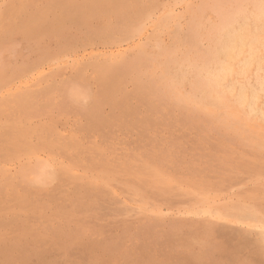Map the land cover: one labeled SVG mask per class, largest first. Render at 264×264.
Returning <instances> with one entry per match:
<instances>
[{
  "label": "rangeland",
  "instance_id": "rangeland-1",
  "mask_svg": "<svg viewBox=\"0 0 264 264\" xmlns=\"http://www.w3.org/2000/svg\"><path fill=\"white\" fill-rule=\"evenodd\" d=\"M108 1L0 0V264H264V71L224 82L262 112L195 75L223 12L257 0Z\"/></svg>",
  "mask_w": 264,
  "mask_h": 264
},
{
  "label": "bare ground",
  "instance_id": "bare-ground-1",
  "mask_svg": "<svg viewBox=\"0 0 264 264\" xmlns=\"http://www.w3.org/2000/svg\"><path fill=\"white\" fill-rule=\"evenodd\" d=\"M85 1V0H84ZM108 1V0H107ZM122 1H124V0H122ZM135 1V0H134ZM137 1V0H136ZM178 1V0H177ZM207 1V0H206ZM213 1V0H212ZM215 1V0H214ZM235 1V0H234ZM236 1H238V0H236ZM240 1V0H239ZM250 1V0H249ZM94 2V1H93ZM103 2V1H102ZM109 2V1H108ZM115 2H117V1H115ZM125 2H127V1H125ZM149 2V1H148ZM168 2V4H169V1H167ZM166 2V3H167ZM171 2V1H170ZM173 2V1H172ZM171 2V3H172ZM195 2V1H194ZM202 2V1H201ZM211 2V1H210ZM216 2V1H215ZM241 2H243V0L241 1ZM253 2V4L252 3H250L249 2V4H251L252 6L250 7L249 6V8H251V10H248V9H246V7L245 8H240V7H238L237 6V8H234L233 10H231V11H227L226 9H224V10H226V11H224L223 13V15L221 16V19H220V21H219V23L217 24V26L216 27H214L213 28V31H214V37L216 36V42L215 43H212L213 44V46L210 48V49H207V50H203V52H202V54H201V58H202V62L200 63V65L198 64V67H197V73L195 74V75H197V77H198V81H200L201 83L203 82V84L202 85H204L206 88H207V91H209V93H208V95L210 96V95H212V96H210V97H212L214 100H216V101H218V100H221L222 99V97L224 96V94L225 93H229L230 94V97H232V99H234V102L235 103H237V105H240V106H247L248 107V109L250 110V111H259V112H262V110H260V109H257L258 108V101H259V94L258 93H261L262 94V96L264 95V82L263 83H261L260 85H259V89H258V93H256V91H254L253 93H252V91L250 92V93H248V91H247V88L246 87H243L242 85L240 86V85H238L237 87L238 88H233V87H225L224 86V82L226 81V79L228 78V77H230V76H232L233 74H237V75H242V76H244V75H246V73L248 72V70L250 69V68H252V67H254V69H255V67L256 68H258V69H261L262 71H264V0H257V1H252ZM90 3H92V2H90ZM95 3V2H94ZM118 3V2H117ZM116 3V4H117ZM174 3V2H173ZM184 3H186V2H184ZM196 3H198V2H196ZM203 3V2H202ZM223 3V2H222ZM238 3V2H237ZM112 4V3H111ZM114 4V3H113ZM163 4V3H162ZM193 4V3H192ZM205 4V3H204ZM203 4V5H204ZM210 4V3H209ZM213 4H215L214 2H213ZM220 4V3H219ZM224 4V3H223ZM228 4V3H227ZM233 4H234V2H233ZM244 4H245V2H244ZM85 5H86V3H85ZM89 5H92V4H89ZM122 5V4H121ZM124 5V4H123ZM150 5V4H149ZM149 5H147V6H149ZM159 5H160V3H159ZM194 5V4H193ZM192 5V6H193ZM212 5V4H211ZM217 5H218V3H217ZM217 5H215L216 7H217ZM222 5V4H221ZM230 5V4H229ZM236 5V4H235ZM234 5V6H235ZM238 5V4H237ZM75 6V5H74ZM96 6V5H95ZM100 6V5H99ZM102 6H104V5H102ZM107 6V5H106ZM110 6V5H109ZM117 6H119V5H117ZM146 6V5H145ZM161 6V5H160ZM168 6V5H167ZM172 6V5H171ZM174 6V5H173ZM208 6V5H207ZM206 6V7H207ZM223 6V5H222ZM233 6V7H234ZM80 7V6H79ZM83 6H81V8H82ZM89 7V6H88ZM94 7V6H93ZM116 7V6H115ZM185 7V6H184ZM203 7V6H202ZM211 7V6H210ZM220 7V6H219ZM229 7V6H228ZM77 8V7H76ZM101 8V7H100ZM114 8V7H113ZM119 8V7H118ZM126 8V7H125ZM135 8H136V5H135ZM147 8V7H146ZM150 8V7H149ZM154 8V7H153ZM196 8V7H195ZM214 8V7H213ZM72 9V8H71ZM84 9H86V8H84ZM98 9V8H97ZM104 9V8H103ZM117 8H115L114 10H116ZM122 9H123V7H122ZM148 9V8H147ZM146 9V10H147ZM156 9H157V7H156ZM160 9V8H159ZM162 9V8H161ZM165 9V8H164ZM175 9V8H174ZM208 9H209V7H208ZM211 9H212V7H211ZM215 9V8H214ZM223 9V8H222ZM222 9H220V10H222ZM78 10V9H77ZM137 10V9H136ZM142 10H144V9H142ZM172 10V9H171ZM189 10V9H188ZM194 10H196V9H194ZM193 10V11H194ZM72 11V10H71ZM108 11V10H107ZM112 11V10H111ZM117 11V10H116ZM121 11V10H120ZM126 11H127V9H126ZM133 11V10H132ZM131 11V12H132ZM150 11H151V9H150ZM153 11H154V9H153ZM156 11V10H155ZM158 11V10H157ZM185 11H186V9H185ZM197 11V10H196ZM213 11V10H212ZM75 12V11H74ZM78 12V11H77ZM77 12H75V13H77ZM80 12V11H79ZM104 12V11H103ZM129 12V11H128ZM130 12V13H131ZM135 12V11H134ZM137 12V11H136ZM152 12V11H151ZM151 12H150V14H151ZM167 12V11H166ZM214 12V11H213ZM218 13H219V10L217 11ZM220 12H222V11H220ZM72 13V12H71ZM74 13V14H75ZM97 13V12H96ZM122 13V12H121ZM144 13V12H143ZM159 13V12H158ZM163 13V12H162ZM188 13V12H187ZM189 13H191V11L189 12ZM188 13V14H189ZM194 13V12H193ZM199 13H200V10H199ZM212 13V12H211ZM123 14H125V12L123 13ZM154 14V13H153ZM157 14V13H156ZM183 14V13H182ZM197 14H198V11H197ZM214 14H216V13H214ZM73 15V14H72ZM76 15V14H75ZM161 15V14H160ZM173 15V14H172ZM210 15V14H209ZM217 15V14H216ZM240 15H242V17H243V15H245V18H244V20H245V22H242V23H239V21H238V18L240 17ZM135 16V15H134ZM152 16V15H151ZM154 16V15H153ZM168 16V15H167ZM176 16V15H175ZM184 16V15H183ZM182 16V17H183ZM187 16V15H186ZM191 16H193L192 15V13H191ZM201 16V15H200ZM199 16V17H200ZM215 16V15H214ZM219 16H220V14H219ZM73 17V16H72ZM121 17V16H120ZM141 17V16H140ZM143 17V16H142ZM156 17V16H155ZM159 17V16H158ZM181 17V16H180ZM189 17V16H188ZM198 17V16H197ZM198 17V18H199ZM203 17V16H202ZM208 17V16H207ZM218 17V16H217ZM132 18V17H131ZM151 18V17H150ZM187 18V17H186ZM190 18V17H189ZM188 18V19H189ZM198 18H196L197 20H198ZM220 18V17H219ZM241 18V17H240ZM157 19V18H156ZM155 19V20H156ZM172 19V18H171ZM181 19V18H180ZM207 19V18H206ZM138 20V19H137ZM141 20V19H140ZM144 19L142 18V21H143ZM152 21L154 20V19H151ZM168 20V19H167ZM174 20H176V19H173V21ZM186 20V19H185ZM200 20V19H199ZM212 20V19H211ZM216 20V19H215ZM217 20H218V18H217ZM216 20V21H217ZM250 20L252 21V26H250ZM149 21V20H148ZM196 21V20H195ZM207 21V20H206ZM242 21V20H241ZM126 22H127V20H126ZM156 22L157 21H155V24L154 25H156ZM177 22V21H176ZM180 22V21H179ZM183 22V21H182ZM190 22V21H189ZM204 22V21H203ZM135 23V22H134ZM138 23V22H137ZM163 23V22H162ZM186 23V22H185ZM214 23V22H213ZM118 24V23H117ZM145 24H147V23H145ZM151 24V23H150ZM149 24V25H150ZM171 24H172V22H171ZM182 23H180V25H181ZM196 24H198V22L196 23ZM203 24V23H202ZM206 24V23H205ZM209 24V23H208ZM131 25V24H130ZM158 25H160V24H158ZM163 25V24H162ZM174 25V24H173ZM183 25H185V24H183ZM193 24H191V26H192ZM127 26H129V25H127ZM176 26V25H175ZM174 26V27H175ZM190 26V27H191ZM194 26V25H193ZM199 26V25H198ZM197 26V27H198ZM207 26V25H206ZM212 26V25H211ZM126 27V26H125ZM158 27V26H157ZM161 27V26H160ZM177 27V26H176ZM186 27V26H185ZM208 27H210L209 25H208ZM122 28V27H121ZM127 28V27H126ZM132 28V27H131ZM148 28V27H147ZM155 28V27H154ZM166 28H167V25H166ZM195 28V27H194ZM201 28V27H200ZM39 29H40V27H39ZM114 29V28H113ZM129 29V28H128ZM157 29V28H156ZM159 29V28H158ZM158 29H157V32H158ZM165 29V28H164ZM163 29V30H164ZM183 29H185L184 27H183ZM196 29V28H195ZM199 29V28H198ZM198 29H196L197 31H198ZM204 29H206V28H204ZM133 30V29H132ZM160 30V29H159ZM177 30V29H176ZM87 31V30H86ZM147 31H149L148 29H147ZM151 31H152V29H151ZM160 31H162V30H160ZM165 31V30H164ZM181 31H183V30H181ZM194 31V30H193ZM206 31H207V29H206ZM209 31H210V28H209ZM115 32V31H114ZM155 32V31H154ZM170 32H172V31H170ZM187 32V31H186ZM203 32V31H202ZM124 33H126V32H124ZM156 33V32H155ZM164 33V32H163ZM162 33V34H163ZM197 33V32H196ZM120 33H118V35H119ZM152 34V33H151ZM154 34V33H153ZM172 34V33H171ZM173 34H175V33H173ZM178 34V33H177ZM182 34H183V32H182ZM208 34V33H207ZM211 34V33H210ZM117 35V34H116ZM124 35V34H123ZM160 35H161V33H160ZM159 35V36H160ZM167 35V34H166ZM188 35H190V34H188ZM194 35V34H193ZM201 35V34H200ZM213 35V34H212ZM109 36V35H108ZM126 36V35H125ZM156 36H158V35H155L154 37H156ZM164 36H165V34H164ZM163 36V37H164ZM180 36H181V38L183 37L181 34H180ZM186 36V35H185ZM204 36V35H203ZM122 36H120L119 38H121ZM131 37V36H130ZM148 37H150L151 38V36H148ZM153 37V36H152ZM169 37V36H168ZM177 37V36H176ZM194 37H195V35H194ZM199 37V36H198ZM212 37V36H211ZM136 38V37H135ZM160 37H158V39H159ZM200 38V37H199ZM141 39V38H140ZM144 39V38H143ZM157 39V38H156ZM173 39V38H172ZM171 39V40H172ZM185 40H187V38L185 37L184 38ZM189 39V38H188ZM191 39H192V35H191ZM205 39V38H204ZM207 39V38H206ZM210 39V38H209ZM149 40V39H148ZM147 40V41H148ZM151 40V39H150ZM153 40H154V38H153ZM163 40V39H162ZM167 40V39H166ZM177 40H178V38H177ZM195 40H196V38H195ZM198 40V39H197ZM213 40V39H212ZM111 41V40H110ZM155 41V40H154ZM180 41H182V40H180ZM190 41V40H189ZM112 42V41H111ZM165 42V41H164ZM178 42V41H177ZM201 42V41H200ZM206 42H209L208 40H206ZM124 43V42H123ZM129 43V42H128ZM137 43V42H136ZM153 43V42H152ZM166 43V42H165ZM164 43V44H165ZM181 43V42H180ZM204 42H202L201 44H203ZM142 44V43H141ZM140 44V45H141ZM143 44H145V43H143ZM154 44V43H153ZM157 44V43H156ZM156 44H155V47H156ZM163 44V45H164ZM184 44V43H183ZM187 44V43H186ZM192 44V43H191ZM196 44H198V43H196ZM205 44H207V43H205ZM211 44V43H210ZM112 45V44H111ZM138 45V44H137ZM148 45V44H147ZM163 45H161V47L163 46ZM110 46V45H109ZM114 46V45H113ZM117 46H119V45H117ZM122 46H124V45H122ZM139 46V45H138ZM171 46V45H170ZM182 46V45H181ZM185 46V45H184ZM198 46H199V44H198ZM128 47H129V45H128ZM149 47V46H148ZM151 47H152V45H151ZM176 47H177V45H176ZM180 47V46H179ZM188 47H189V45L187 46V50H188ZM116 48H118V47H116ZM127 48V47H126ZM134 48V47H133ZM137 48V47H136ZM136 48L134 49L135 51H136ZM157 48V47H156ZM168 48H169V45H168ZM193 48H195V47H193ZM200 48V47H199ZM209 48V47H208ZM111 49V48H110ZM114 49V48H113ZM120 49H121V46H120ZM141 49V48H140ZM147 49V48H146ZM150 49V48H149ZM179 49V48H178ZM183 49V48H182ZM201 49V48H200ZM112 50V49H111ZM110 50V51H111ZM117 50V49H116ZM122 50H123V48H122ZM142 50H143V47H142ZM155 50H157V49H155ZM167 51H168V49H166ZM165 50V51H166ZM187 50H186V52H187ZM193 50V49H192ZM191 50V51H192ZM196 50V49H195ZM107 51H108V49H107ZM115 51V50H114ZM139 51V50H138ZM145 51V50H144ZM149 51V50H148ZM153 51V50H152ZM163 51V50H162ZM180 51H181V49H180ZM127 52V51H126ZM134 52V51H133ZM164 52V51H163ZM175 52V51H174ZM178 52V51H177ZM184 52H185V49H184ZM193 52V51H192ZM191 52V53H192ZM200 52V51H199ZM97 53V52H96ZM153 53V52H152ZM156 53H157V51H156ZM176 53V52H175ZM179 53V52H178ZM190 53V54H191ZM82 54V53H81ZM113 54V53H112ZM135 54V53H134ZM137 54V53H136ZM135 54V55H136ZM147 54V53H146ZM150 54H151V52H150ZM170 54V53H169ZM174 54V53H173ZM185 54V53H184ZM200 54V53H199ZM124 55V54H123ZM126 55V54H125ZM174 55H176V54H174ZM179 55V54H178ZM181 55H183V53L181 54ZM180 55V56H181ZM192 55H193V53H192ZM198 55V54H197ZM116 56V55H115ZM128 56V55H127ZM150 56V55H149ZM162 56V55H161ZM164 56H166V55H164ZM186 56V55H185ZM196 56V55H195ZM108 57V56H107ZM111 57H112V55H111ZM118 57V56H117ZM131 57H132V55H131ZM131 57H129V58H131ZM157 57H159V56H157ZM171 57V56H170ZM172 57H174V56H172ZM171 57V58H172ZM193 57V56H192ZM113 58V57H112ZM119 58V57H118ZM117 58V59H118ZM127 58V60H128V57H126ZM180 58V57H179ZM182 58H183V56H182ZM182 58H180L181 60H182ZM185 58V57H184ZM190 58H191V55H190ZM189 58V59H190ZM201 58H200V60H201ZM76 59H78V58H76ZM116 59V58H115ZM138 59H139V57H138ZM147 59V58H146ZM162 59V58H161ZM196 59H198V57L196 58ZM108 60V59H107ZM106 60V61H107ZM122 60H124V58L122 59ZM126 60V61H127ZM140 60H142L141 58H140ZM145 60V59H144ZM157 60V59H156ZM163 60V59H162ZM171 60V59H170ZM178 60V59H177ZM192 60V59H191ZM194 60V59H193ZM199 60V61H200ZM129 61H130V59H129ZM152 61V60H151ZM188 61V60H187ZM133 62V61H132ZM143 62V61H142ZM150 62V61H149ZM165 62V61H164ZM180 62V61H179ZM186 62V61H185ZM195 62V61H194ZM130 63V62H129ZM161 63V62H160ZM103 64V63H102ZM109 64V63H108ZM145 64V63H144ZM163 64V63H162ZM178 64V63H177ZM183 64H184V61H183ZM138 65H139V63H138ZM153 65H154V62H153ZM161 65V64H160ZM164 65H166V64H163V66ZM182 65V64H181ZM189 65H190V62H189ZM188 65V66H189ZM193 65V64H192ZM196 65V64H195ZM194 65V66H195ZM110 66V65H109ZM128 66V65H127ZM140 66V65H139ZM148 66V65H147ZM170 66V65H169ZM168 66V67H169ZM176 66V65H175ZM180 66V65H179ZM179 66H177V68L179 67ZM142 67V66H141ZM150 67V66H149ZM190 67L192 68V66L190 65ZM195 67V68H196ZM100 68V67H99ZM112 68V67H111ZM139 68V67H138ZM145 68V67H144ZM153 68V67H152ZM160 68V67H159ZM173 68V67H172ZM176 68V69H177ZM180 68V67H179ZM101 69V68H100ZM135 69V68H134ZM134 69H133V72H134ZM141 69H143V68H141ZM155 69V68H154ZM175 69V68H174ZM253 69V70H254ZM108 70H109V68H108ZM124 70H125V68H124ZM148 70V69H147ZM151 70V69H150ZM153 70V69H152ZM169 70V69H168ZM172 70V69H171ZM170 70V71H171ZM183 70V69H182ZM190 70V69H189ZM136 71H138V69H136ZM154 71V70H153ZM166 71V70H165ZM169 71V72H170ZM173 71V70H172ZM175 71V70H174ZM184 71H185V69H184ZM187 71V70H186ZM250 71V70H249ZM257 72H259L258 70H256ZM103 72V71H102ZM150 72V71H149ZM164 72V71H163ZM168 72V71H167ZM104 73V72H103ZM124 73V72H123ZM127 73V72H126ZM141 73V72H140ZM156 73V72H155ZM158 73V72H157ZM162 73V72H161ZM182 73V72H181ZM186 73V72H185ZM188 73V72H187ZM114 74V73H113ZM165 74V73H164ZM256 74V73H255ZM120 75V74H119ZM152 75H153V73H152ZM155 75V74H154ZM171 75V74H170ZM185 75V74H184ZM184 75H182V76H184ZM187 75H189V74H187ZM253 75V74H252ZM263 75V74H262ZM122 76V75H121ZM120 76V77H121ZM123 76H125V74H123ZM132 76H134L133 74L131 75V77ZM137 76V75H136ZM145 76V75H144ZM149 76V75H148ZM151 76V75H150ZM165 76V75H164ZM163 76V77H164ZM176 76V75H175ZM260 76V75H259ZM166 77H167V75H166ZM180 77V76H179ZM193 77V76H192ZM249 77V76H248ZM135 78V77H134ZM154 78H156V77H154ZM157 78H158V76H157ZM168 78V77H167ZM173 78V77H172ZM234 79H236L235 77H233ZM238 78V77H237ZM241 78H243V77H241ZM255 78V77H254ZM253 78V79H254ZM137 79V78H136ZM152 79V78H151ZM175 79V78H174ZM179 79V78H178ZM180 79H182V80H184V78H181L180 77ZM191 79V78H190ZM202 79V80H201ZM249 79V78H248ZM129 80H131V79H129ZM135 80V79H134ZM144 80V79H143ZM149 79H147V82H149L148 81ZM158 80V79H157ZM162 80H163V78H162ZM182 80H179L180 82L182 81ZM188 80V82H190L189 81V79H187ZM243 80V79H242ZM113 81V80H112ZM128 81V80H127ZM126 81V82H127ZM159 81V80H158ZM160 81H161V79H160ZM160 81H159V83H160ZM191 81H193V82H195L196 83V81H194L193 79L191 80ZM238 81V80H237ZM236 81V82H237ZM246 81V80H245ZM248 81V80H247ZM261 81V80H260ZM124 82V81H123ZM130 82V81H129ZM138 82H140V80L138 81ZM142 82V81H141ZM146 82V83H147ZM170 82V81H169ZM255 82V81H254ZM257 82V81H256ZM111 83V82H110ZM152 83V82H151ZM156 83H157V81H156ZM175 83V82H174ZM194 83V84H195ZM238 83V82H237ZM139 84V83H138ZM163 85H164V82L162 83ZM171 84H173V83H171ZM187 84H189V83H187ZM192 84V83H191ZM236 84V83H235ZM246 84H247V82H246ZM84 85V84H83ZM109 85V84H108ZM135 85V84H134ZM140 85H143V82H142V84H140ZM155 85V84H154ZM157 85V84H156ZM159 85V84H158ZM177 85H179V84H177ZM230 85H231V83H230ZM229 85V86H230ZM248 85V84H247ZM149 86V85H148ZM153 86V85H152ZM166 86V85H165ZM164 86V87H165ZM180 86V85H179ZM186 86V85H185ZM233 86V85H232ZM240 86V87H239ZM83 87V86H82ZM151 87V86H150ZM149 87V88H150ZM162 87V86H161ZM163 87V88H164ZM175 87H177V86H175ZM188 87V86H187ZM190 87H191V85H190ZM252 87V86H251ZM250 87V88H251ZM75 88V87H74ZM81 88V87H80ZM147 88V87H146ZM155 88V87H154ZM153 88V89H154ZM180 89H181V87H179ZM205 88V89H206ZM250 88H248V89H250ZM253 88V87H252ZM156 89V88H155ZM161 89V88H160ZM167 88H164V90H166ZM171 89V88H170ZM172 89H174V88H172ZM192 89V88H191ZM190 89V90H191ZM201 89V88H200ZM152 90V89H151ZM168 91H169V89H167ZM186 90H188V89H186ZM252 90V89H251ZM74 91V90H73ZM84 91H85V89H84ZM156 91H159V90H156ZM175 91V90H174ZM185 91V90H184ZM200 91V90H199ZM86 92V91H85ZM135 92H136V90H135ZM171 92H172V95L174 94L173 93V91L171 90ZM182 92V91H181ZM189 92H191V91H189ZM198 92V91H197ZM200 92H202V91H200ZM204 92V91H203ZM71 93V92H70ZM75 93H76V91H75ZM75 93L73 92V96H75ZM79 92L77 91V94H78ZM164 93V92H163ZM166 93V92H165ZM177 93V92H176ZM175 93V94H176ZM84 94V93H83ZM138 94V92H136V95ZM168 94V93H167ZM183 94V96H185L184 95V93H182ZM186 94V93H185ZM187 94H189V93H187ZM207 94V93H206ZM78 95H80V94H78ZM77 95V96H78ZM178 95H179V93H178ZM198 95V94H197ZM204 96H205V94H203ZM202 95V96H203ZM139 96V95H138ZM171 96V95H170ZM190 96V95H189ZM188 96V97H189ZM194 96V95H193ZM192 96V97H193ZM228 96V95H227ZM261 96V97H262ZM72 97V96H71ZM78 97H80L81 98V96H78ZM135 97V96H134ZM172 97V96H171ZM176 97H177V94H176ZM179 97H182V96H180L179 95ZM186 97V96H185ZM184 97V98H185ZM225 97V96H224ZM73 98V97H72ZM75 98H77L76 96H75ZM74 98V99H75ZM173 98H175V97H173ZM172 98V99H173ZM191 98V97H190ZM197 98V97H196ZM199 98V97H198ZM197 98V99H198ZM203 98V100H204V97H202ZM205 98H206V96H205ZM207 98H209V97H207ZM207 98H206V100H207ZM211 98V99H212ZM171 99V98H170ZM176 99V98H175ZM183 99V98H182ZM193 99V98H192ZM195 99V98H194ZM193 99V100H194ZM196 99V100H197ZM200 99V98H199ZM228 99V98H227ZM264 99V98H263ZM73 100V99H72ZM76 100H78V99H76ZM84 100V99H83ZM86 100V99H85ZM81 101V100H80ZM184 101V100H183ZM186 101V100H185ZM189 102H190V100H189ZM194 102V101H193ZM197 102V101H196ZM225 102V101H224ZM233 102V103H234ZM80 103V102H79ZM173 103V102H172ZM177 103H179V102H177ZM191 103V102H190ZM199 103V102H198ZM197 103V104H198ZM203 103V102H202ZM202 103H200L199 104V107H200V105L202 106V105H204V106H206L205 104H202ZM213 104H214V102H212ZM181 104H182V102H181ZM189 104V103H188ZM191 104H193V103H191ZM195 104V103H194ZM190 105V104H189ZM215 105V104H214ZM235 105V104H234ZM178 106V105H177ZM187 106V105H186ZM203 106V107H204ZM219 106V105H218ZM240 106H238V107H240ZM261 106V105H260ZM191 107V106H190ZM195 107H196V105H195ZM198 107V106H197ZM85 108V107H84ZM184 108V107H183ZM207 108V107H206ZM213 108V107H212ZM241 108H243V107H241ZM263 109H264V102H263V107H262ZM88 109V108H87ZM188 109V108H187ZM192 109V108H191ZM194 109V108H193ZM203 109V108H202ZM205 109V108H204ZM209 109V108H208ZM221 109V108H220ZM222 109H224V108H222ZM228 109H230V108H228ZM239 109V108H238ZM196 110V109H195ZM194 110V111H195ZM198 110H199V108H198ZM201 110V109H200ZM211 110V109H210ZM247 110V109H246ZM193 111V110H192ZM189 112V111H188ZM198 112V111H197ZM201 112H202V110H201ZM218 112V111H217ZM223 112V111H222ZM243 112H244V110H243ZM209 113V112H208ZM229 113V112H228ZM233 113V112H232ZM240 113V112H239ZM257 113V112H256ZM214 114V113H213ZM217 114V113H216ZM216 114H215V116H216ZM222 114V113H221ZM224 114V113H223ZM235 114V113H234ZM228 115V114H227ZM230 115L232 116V114L230 113ZM229 115V116H230ZM252 115V114H251ZM210 116V115H209ZM219 116V115H218ZM236 116V115H235ZM263 116V115H262ZM211 117V116H210ZM221 117V116H220ZM264 117V116H263ZM209 118V117H208ZM231 118V117H230ZM234 118V117H233ZM246 118V117H245ZM210 119V118H209ZM208 119V120H209ZM215 119H217V118H215ZM235 119V118H234ZM236 119H238V118H236ZM235 119V120H236ZM250 119V118H249ZM228 120V119H227ZM230 121V120H229ZM229 121H227V122H229ZM232 121H234V120H232ZM255 121V120H254ZM211 122V121H210ZM217 122H220V121H217ZM240 122V121H239ZM246 122H247V120H246ZM213 123V122H212ZM216 123V122H215ZM223 123H224V121H223ZM230 123V122H229ZM255 123H257V122H255ZM214 124V123H213ZM219 123H217V125H218ZM225 124V123H224ZM227 124V123H226ZM228 125V124H227ZM236 126V125H235ZM235 126H234V128H235ZM245 126V125H244ZM243 126V127H244ZM247 126V125H246ZM252 126V125H251ZM258 126H259V124H258ZM263 126V125H262ZM224 127V126H223ZM236 127H238V126H236ZM240 128V127H239ZM245 128V127H244ZM252 128H253V126H252ZM251 128V129H252ZM230 129H232V128H229V130ZM260 129V128H259ZM259 129H257V130H259ZM262 129H264L263 127H262ZM243 130V129H242ZM245 130V129H244ZM235 131V130H234ZM233 131V132H234ZM241 131V130H240ZM239 131V132H240ZM248 131V130H247ZM243 132V131H242ZM249 132H250V130H249ZM235 133H237L236 131H235ZM253 133V132H252ZM251 133V134H252ZM238 134V133H237ZM243 134H244V132H243ZM246 134V133H245ZM244 134V135H245ZM260 134V133H259ZM246 136H248V135H246ZM254 136H256V135H254ZM261 136H263L262 135V133H261ZM252 137V136H251ZM257 138V137H256ZM261 138H263L264 139V136L263 137H261ZM246 139V138H245ZM261 140V139H260ZM253 143H254V141H253ZM257 143H259L258 141H257ZM256 143V144H257ZM264 143V142H263ZM255 144V143H254ZM260 144V143H259ZM257 146V145H256ZM257 148H258V146H257ZM260 148H261V146H260ZM259 148V149H260ZM262 152V151H261ZM40 166H42V164L40 165ZM39 166V168L40 169H43L44 170V166H42V168ZM36 167H37V165H36ZM36 167H34V168H36ZM44 167V168H43ZM33 168V169H34ZM39 168H37L38 170H39ZM36 169V170H37ZM25 170H28V169H26L25 168ZM35 170V169H34ZM38 170L36 171V174H39L40 172H41V170H39V173H37L38 172ZM47 170H48V168H47ZM49 171V170H48ZM263 172V171H262ZM25 173V172H24ZM26 173H28V172H26ZM43 173V172H42ZM256 173H258L257 171H256ZM260 173V172H259ZM21 174H23V173H21ZM34 174H35V172H34ZM41 174V173H40ZM44 174H45V172H44ZM43 174V175H44ZM257 175V174H256ZM255 175V176H256ZM259 175V174H258ZM26 176H28L27 174H26ZM39 176V175H38ZM261 176V175H260ZM25 177V176H24ZM42 177V176H41ZM44 177V176H43ZM254 177V176H253ZM26 178V177H25ZM24 178V179H25ZM33 178V177H32ZM36 178V177H35ZM38 178V177H37ZM44 178H47V176H45ZM264 178V177H263ZM31 179V178H30ZM27 180H29L28 178H27ZM47 180V179H46ZM40 181V180H39ZM43 181V180H42ZM35 182H36V180H35ZM45 182V181H44ZM256 182V181H255ZM258 182V181H257ZM28 183H30V182H28ZM32 183H33V180H32ZM227 186V185H226ZM231 187V186H230ZM168 188V187H167ZM229 188V187H228ZM172 189V188H171ZM175 189V188H174ZM190 189H191V187H190ZM194 189V188H193ZM196 190V189H195ZM201 190V189H200ZM207 190V189H206ZM230 190V189H229ZM228 190V191H229ZM189 191V190H188ZM205 191V190H204ZM219 191H221V190H219ZM146 192V191H145ZM195 192V191H194ZM200 192H202V191H200ZM210 192H211V190H210ZM215 192V191H214ZM150 193V192H149ZM149 193H148V196H150L149 195ZM191 193V192H190ZM202 193H204V192H202ZM224 193V192H223ZM171 194V193H170ZM177 194V193H176ZM195 194V193H194ZM201 194V193H200ZM210 194V193H209ZM225 194V193H224ZM250 194V193H249ZM192 195V194H191ZM176 196V195H175ZM185 196H187L186 194H185ZM188 196H189V194H188ZM201 196H203V195H201ZM215 196V195H214ZM151 197V196H150ZM180 197V196H179ZM205 197V196H204ZM203 197V198H204ZM213 197V196H212ZM235 197V196H234ZM237 197V196H236ZM239 197V196H238ZM252 197V196H251ZM152 198V197H151ZM154 198V197H153ZM182 198H183V196H182ZM186 198V197H185ZM206 198V197H205ZM207 198H209V197H207ZM211 198V197H210ZM214 198V197H213ZM156 199V198H155ZM212 199V198H211ZM215 199V198H214ZM220 199V198H219ZM233 199V198H232ZM238 199V198H237ZM241 199V198H240ZM243 199H244V197H243ZM245 199H247V198H245ZM188 200V199H187ZM190 200V199H189ZM203 200V199H202ZM201 200V201H202ZM209 200V199H208ZM217 200V199H216ZM248 200V199H247ZM255 200V199H254ZM152 201V200H151ZM195 201V200H194ZM204 201H206V200H204ZM215 201V200H214ZM217 201H219V200H217ZM216 201V202H217ZM250 201V200H249ZM168 202V201H167ZM170 202V201H169ZM221 202V201H220ZM184 203V202H183ZM197 203V202H196ZM200 203V202H199ZM202 203V202H201ZM217 203H219V202H217ZM250 203V202H249ZM252 203V202H251ZM262 203V202H261ZM260 203V204H261ZM163 204V203H162ZM182 204V203H181ZM194 204V203H193ZM203 204H205V203H203ZM211 204H213V203H210V205ZM220 204V203H219ZM218 204V205H219ZM241 204V203H240ZM255 204V203H254ZM263 204V203H262ZM161 205V204H160ZM167 205V204H166ZM170 205V204H169ZM185 205V204H184ZM190 205H191V203H190ZM199 205V204H198ZM197 205V206H198ZM230 205V204H229ZM232 205V204H231ZM236 205V204H235ZM176 206H178V205H176ZM183 206V205H182ZM233 206V205H232ZM232 206H230V207H232ZM237 206L239 207V205L237 204ZM237 206H235V207H237ZM149 207V206H148ZM161 207V206H160ZM174 207V206H173ZM180 207V206H179ZM188 207V206H187ZM199 207V206H198ZM203 207H205V205L203 206ZM206 207H208L209 208V205L208 206H206ZM212 207H214V206H212ZM248 207H250V204H249V206ZM255 207V206H254ZM254 207H253V210H254ZM190 208V207H189ZM201 208V207H200ZM234 208V207H233ZM243 208V207H242ZM241 208V209H242ZM152 209V208H151ZM162 209V208H161ZM167 209V208H166ZM184 209V208H183ZM225 209V208H224ZM227 209V208H226ZM240 209V208H239ZM169 210H171V209H169ZM173 210H176V209H173ZM172 210V211H173ZM179 210V209H178ZM178 210L176 211V212H178ZM189 210V209H188ZM192 210V209H191ZM194 210H196L195 208H194ZM233 211H234V209H232ZM237 210V209H236ZM257 210V209H256ZM166 211V210H165ZM168 211V210H167ZM186 211V210H185ZM216 211V210H215ZM162 212H164V210H162ZM171 211H169V213H170ZM182 213L184 212V211H181ZM240 212V211H239ZM258 212V211H257ZM172 213V212H171ZM170 213V214H171ZM178 214V213H177ZM173 215H174V213H173ZM179 215V214H178ZM186 215V214H185ZM194 215H196V214H194ZM156 216V215H155ZM158 216V215H157ZM156 216V217H157ZM223 218V217H222ZM224 219V218H223ZM190 220H191V218H190ZM229 220V219H228ZM198 221V220H197ZM234 221V220H233ZM209 222V221H208ZM235 223V222H234ZM257 224V223H256ZM188 225H190V224H188ZM262 225V224H261ZM259 226H260V224H259ZM264 226H262V228H263ZM180 232V231H179ZM244 233V232H243ZM242 233V234H243ZM246 233V232H245ZM241 234V235H242ZM248 234V233H247ZM262 234V233H261ZM183 235V234H182ZM187 235V234H186ZM248 236V235H247ZM245 238V237H244ZM261 238V237H260ZM259 238V239H260ZM195 239V238H194ZM242 239H243V237H242ZM254 239V238H253ZM258 239V238H257ZM262 239V238H261ZM260 239V240H261ZM247 240V239H246ZM241 242V241H240ZM244 243V242H243ZM246 243V242H245ZM257 244V243H256ZM260 248H261V246H260ZM263 251V250H262Z\"/></svg>",
  "mask_w": 264,
  "mask_h": 264
}]
</instances>
